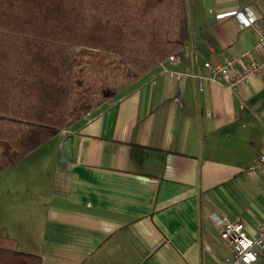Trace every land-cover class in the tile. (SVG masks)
Here are the masks:
<instances>
[{"label":"crops","instance_id":"obj_1","mask_svg":"<svg viewBox=\"0 0 264 264\" xmlns=\"http://www.w3.org/2000/svg\"><path fill=\"white\" fill-rule=\"evenodd\" d=\"M184 5L188 37L172 59L0 173V236L41 264H220L232 247L214 216L250 235L264 222V173L250 170L264 75L234 91L203 65L258 58L264 0ZM245 9L256 20L241 26Z\"/></svg>","mask_w":264,"mask_h":264},{"label":"trees","instance_id":"obj_2","mask_svg":"<svg viewBox=\"0 0 264 264\" xmlns=\"http://www.w3.org/2000/svg\"><path fill=\"white\" fill-rule=\"evenodd\" d=\"M184 0H0V173L179 51ZM0 264H41L0 236Z\"/></svg>","mask_w":264,"mask_h":264},{"label":"built area","instance_id":"obj_3","mask_svg":"<svg viewBox=\"0 0 264 264\" xmlns=\"http://www.w3.org/2000/svg\"><path fill=\"white\" fill-rule=\"evenodd\" d=\"M237 19L240 25L244 26L246 19L255 23L256 17L245 9L243 15H238ZM256 30L259 35V41L255 46L258 58H250V53L246 52L241 55V59L244 60L242 65L238 64L240 59L235 56L225 57L221 62L211 58L203 62L217 80L234 91L250 76L264 75V28L257 25ZM170 58L172 59L171 56ZM199 89H202L201 82ZM250 170L264 173V140L259 156L250 165ZM214 220L220 227L221 238L232 247V255L224 258L220 264H255L259 256L258 252H264V222L259 223L255 234L250 235L238 221L230 220L225 216H214Z\"/></svg>","mask_w":264,"mask_h":264},{"label":"rangeland","instance_id":"obj_4","mask_svg":"<svg viewBox=\"0 0 264 264\" xmlns=\"http://www.w3.org/2000/svg\"><path fill=\"white\" fill-rule=\"evenodd\" d=\"M121 93H122V91H121ZM121 93H120V94H121ZM120 94H119V95H120ZM117 96H118V95H117ZM17 168H24V164H23V162H22V164H18V165L16 166V169H17ZM11 171H13V170H11ZM34 236H36V231H35V230H34Z\"/></svg>","mask_w":264,"mask_h":264}]
</instances>
